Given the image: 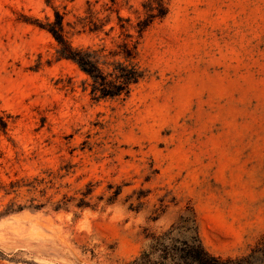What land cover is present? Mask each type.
Here are the masks:
<instances>
[{
    "label": "rangeland",
    "instance_id": "1",
    "mask_svg": "<svg viewBox=\"0 0 264 264\" xmlns=\"http://www.w3.org/2000/svg\"><path fill=\"white\" fill-rule=\"evenodd\" d=\"M148 1L0 0V264H131L187 207L217 255L264 237V0H169L140 35ZM56 10L109 62L139 42L128 97L58 56Z\"/></svg>",
    "mask_w": 264,
    "mask_h": 264
},
{
    "label": "trees",
    "instance_id": "2",
    "mask_svg": "<svg viewBox=\"0 0 264 264\" xmlns=\"http://www.w3.org/2000/svg\"><path fill=\"white\" fill-rule=\"evenodd\" d=\"M169 0H149L144 4L147 17L138 22L140 35L156 18H164ZM119 20L123 18L118 16ZM38 21V20H36ZM56 40L60 58L73 61L92 80L91 95L94 99L126 98L132 86L145 76V69L139 64L138 41L125 39L118 45L119 55L124 60L109 62L102 50L74 46L65 30L64 15L55 11V19L46 23L38 22ZM124 28L125 25L121 24ZM126 37L131 38V34ZM106 67V68H105ZM0 128L5 131L7 121L0 116ZM21 210L22 207L17 208ZM13 210H8V212ZM146 245L131 264H264V237L249 252L239 256H222L211 252L203 242L197 215L187 207L170 227L162 231H146Z\"/></svg>",
    "mask_w": 264,
    "mask_h": 264
}]
</instances>
